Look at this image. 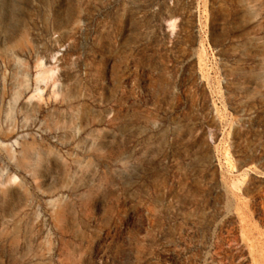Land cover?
<instances>
[{
	"label": "rangeland",
	"instance_id": "obj_1",
	"mask_svg": "<svg viewBox=\"0 0 264 264\" xmlns=\"http://www.w3.org/2000/svg\"><path fill=\"white\" fill-rule=\"evenodd\" d=\"M0 264H264V0H0Z\"/></svg>",
	"mask_w": 264,
	"mask_h": 264
}]
</instances>
